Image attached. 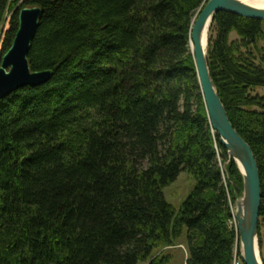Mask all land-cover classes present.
I'll list each match as a JSON object with an SVG mask.
<instances>
[{"label": "trees", "instance_id": "trees-1", "mask_svg": "<svg viewBox=\"0 0 264 264\" xmlns=\"http://www.w3.org/2000/svg\"><path fill=\"white\" fill-rule=\"evenodd\" d=\"M19 1L0 0V60L19 8L37 5L28 63L52 75L0 99V264H168L156 253L183 227L185 264H234L242 176L219 161L190 49L205 0ZM207 62L257 163L261 247L264 20L214 13ZM181 171L194 184L175 209L163 188Z\"/></svg>", "mask_w": 264, "mask_h": 264}, {"label": "water", "instance_id": "water-1", "mask_svg": "<svg viewBox=\"0 0 264 264\" xmlns=\"http://www.w3.org/2000/svg\"><path fill=\"white\" fill-rule=\"evenodd\" d=\"M217 11L264 20V7L240 0H205L193 19L190 35V49L209 123L226 151L225 154L220 146H216L217 156L223 169L232 158L242 176L241 189L234 180L231 181L240 258L243 264H263L258 241L261 192L257 163L250 146L228 119L207 62L208 32ZM40 14L41 8L37 5H25L18 10L17 30L0 60V99L23 86L45 83L52 75L49 69L31 70L27 58Z\"/></svg>", "mask_w": 264, "mask_h": 264}, {"label": "rangeland", "instance_id": "rangeland-1", "mask_svg": "<svg viewBox=\"0 0 264 264\" xmlns=\"http://www.w3.org/2000/svg\"><path fill=\"white\" fill-rule=\"evenodd\" d=\"M23 0L19 1V4ZM201 8V7H200ZM199 8V9H200ZM199 9L195 13L193 19H195ZM8 27V22L4 24V29ZM231 39L236 38L235 33H231ZM1 42V39H0ZM255 92L259 94H264V87H256ZM194 179L193 176L187 171H181L176 179L169 185L163 188V194L167 202H169L175 209L179 208L181 201L186 197L191 188L193 187ZM232 206H233V200ZM260 234H261V247L260 256L264 259V219L260 221ZM168 254L170 259L168 264H185V259L187 256V246H186V227H183V231L178 239L175 241L174 245L160 248L156 254ZM238 264H243L241 258L237 259ZM139 264H147V262H140Z\"/></svg>", "mask_w": 264, "mask_h": 264}, {"label": "built area", "instance_id": "built-area-1", "mask_svg": "<svg viewBox=\"0 0 264 264\" xmlns=\"http://www.w3.org/2000/svg\"><path fill=\"white\" fill-rule=\"evenodd\" d=\"M212 129V128H211ZM212 132L214 133V130L212 129ZM228 204H229V211H230V218L228 219V225L229 227H234L235 230H237V223H236V219H235V216H234V212H233V209H232V201L229 197V193H228ZM235 263V261H234Z\"/></svg>", "mask_w": 264, "mask_h": 264}, {"label": "bare ground", "instance_id": "bare-ground-1", "mask_svg": "<svg viewBox=\"0 0 264 264\" xmlns=\"http://www.w3.org/2000/svg\"><path fill=\"white\" fill-rule=\"evenodd\" d=\"M240 1L248 3L256 7H264V0H240ZM190 47H192L191 44H190ZM234 264H238V262L235 261Z\"/></svg>", "mask_w": 264, "mask_h": 264}]
</instances>
